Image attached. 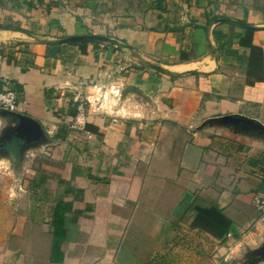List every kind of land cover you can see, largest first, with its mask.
<instances>
[{"label": "crops", "instance_id": "0c3cea01", "mask_svg": "<svg viewBox=\"0 0 264 264\" xmlns=\"http://www.w3.org/2000/svg\"><path fill=\"white\" fill-rule=\"evenodd\" d=\"M88 35L133 53L51 43ZM111 87L124 106L102 104ZM5 90L0 264H215L226 240L225 261L264 264V0H0ZM197 208L221 210L231 237L192 229Z\"/></svg>", "mask_w": 264, "mask_h": 264}, {"label": "trees", "instance_id": "16d2710c", "mask_svg": "<svg viewBox=\"0 0 264 264\" xmlns=\"http://www.w3.org/2000/svg\"><path fill=\"white\" fill-rule=\"evenodd\" d=\"M247 34H252L253 31L247 30ZM85 51L87 46L86 43L79 44ZM97 45V43H95ZM257 50L255 47H252V51ZM194 53V52H193ZM193 59L191 54H187L182 52L181 61H188ZM251 68L249 70V74H251ZM59 209H57V215L54 222L51 224L54 229V246L52 251V260L58 261L59 259L56 255L60 251V245L62 241L65 239V231L62 228V220L59 216ZM232 223L230 219L218 208H210V209H196V215L191 223L192 229H198L199 231L210 234L216 239H223L225 236H228L230 233ZM169 259L165 256H156L154 260L150 264H169Z\"/></svg>", "mask_w": 264, "mask_h": 264}, {"label": "water", "instance_id": "95a60500", "mask_svg": "<svg viewBox=\"0 0 264 264\" xmlns=\"http://www.w3.org/2000/svg\"><path fill=\"white\" fill-rule=\"evenodd\" d=\"M216 22L233 23L235 25L241 26V27L246 28V29H252V30L256 29L252 25H249V24H246L243 22H239V21H233L230 19H220V20H217ZM51 43H55V44L105 43V44L115 46L119 50L129 51V52L133 53V50L131 47L124 45V44H121L116 39H113V38H110L107 36H100V35L69 37V38H63V39L51 41ZM149 66L155 70L162 71V68L159 66L152 65V64H149ZM6 112H8V111H6ZM8 113L12 114L13 112H8ZM20 120L23 122H28V123L31 122L32 124L35 125V122L29 120L28 118L20 117Z\"/></svg>", "mask_w": 264, "mask_h": 264}, {"label": "built area", "instance_id": "2783aa9c", "mask_svg": "<svg viewBox=\"0 0 264 264\" xmlns=\"http://www.w3.org/2000/svg\"><path fill=\"white\" fill-rule=\"evenodd\" d=\"M153 2H156L157 0H151ZM113 87H111V90ZM108 98V95H104V100ZM76 102H81L80 97H75ZM85 104L81 105V110H83V107ZM0 107L8 112H16L18 107V100H17V94L14 91L11 90H5L0 93ZM84 116L78 117L77 122L81 125L84 124ZM260 178L262 180V183L264 185V168L260 172ZM253 204L255 208L260 212V214L264 217V190L257 192L253 197ZM228 237H231V234H228Z\"/></svg>", "mask_w": 264, "mask_h": 264}, {"label": "rangeland", "instance_id": "374dc122", "mask_svg": "<svg viewBox=\"0 0 264 264\" xmlns=\"http://www.w3.org/2000/svg\"><path fill=\"white\" fill-rule=\"evenodd\" d=\"M109 91V92H108ZM102 93H106V95H108V98H106L104 101H102V104L104 106H106L107 108H109L110 106H114L116 104H118L119 106H124L125 105V101L124 98L122 99H119V98H115L116 95H118V90L117 89H113L111 90V88H104L103 90H101L99 92V96H101V100H103V96H102ZM115 99L116 100H119L118 102H115ZM228 240L226 241H223L221 244H218V243H211V249H212V255H211V260L213 261V263L215 264H231L230 261H225V259L227 258V255L230 253L228 251H225V253H218V246H226L228 245ZM228 247V246H227ZM216 254H219V256H215ZM193 259L192 258V261L191 263L193 262ZM172 262V261H171ZM169 263V264H172V263ZM185 262H188V259L185 260ZM234 264L237 262L236 260L233 261Z\"/></svg>", "mask_w": 264, "mask_h": 264}, {"label": "flooded vegetation", "instance_id": "af4514ba", "mask_svg": "<svg viewBox=\"0 0 264 264\" xmlns=\"http://www.w3.org/2000/svg\"><path fill=\"white\" fill-rule=\"evenodd\" d=\"M247 264H252V263H247Z\"/></svg>", "mask_w": 264, "mask_h": 264}]
</instances>
